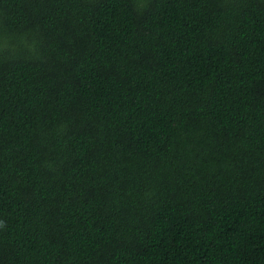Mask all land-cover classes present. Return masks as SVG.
<instances>
[{
	"label": "trees",
	"instance_id": "obj_1",
	"mask_svg": "<svg viewBox=\"0 0 264 264\" xmlns=\"http://www.w3.org/2000/svg\"><path fill=\"white\" fill-rule=\"evenodd\" d=\"M0 264H264V0H0Z\"/></svg>",
	"mask_w": 264,
	"mask_h": 264
}]
</instances>
